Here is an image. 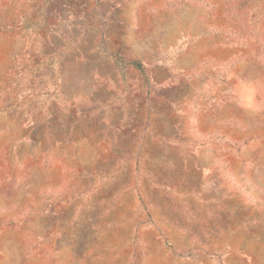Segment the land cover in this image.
Returning a JSON list of instances; mask_svg holds the SVG:
<instances>
[{
  "label": "rangeland",
  "instance_id": "obj_1",
  "mask_svg": "<svg viewBox=\"0 0 264 264\" xmlns=\"http://www.w3.org/2000/svg\"><path fill=\"white\" fill-rule=\"evenodd\" d=\"M0 264H264V0H0Z\"/></svg>",
  "mask_w": 264,
  "mask_h": 264
}]
</instances>
